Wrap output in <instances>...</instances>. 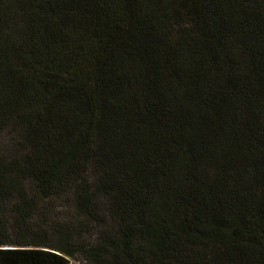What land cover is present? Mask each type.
Returning a JSON list of instances; mask_svg holds the SVG:
<instances>
[{
  "label": "trees",
  "instance_id": "1",
  "mask_svg": "<svg viewBox=\"0 0 264 264\" xmlns=\"http://www.w3.org/2000/svg\"><path fill=\"white\" fill-rule=\"evenodd\" d=\"M0 264H264V0H0Z\"/></svg>",
  "mask_w": 264,
  "mask_h": 264
}]
</instances>
